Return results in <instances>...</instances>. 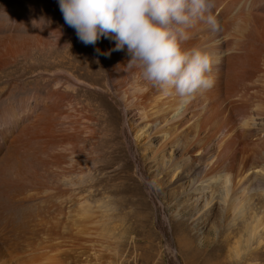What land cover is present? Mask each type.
I'll use <instances>...</instances> for the list:
<instances>
[{
  "label": "rangeland",
  "instance_id": "374dc122",
  "mask_svg": "<svg viewBox=\"0 0 264 264\" xmlns=\"http://www.w3.org/2000/svg\"><path fill=\"white\" fill-rule=\"evenodd\" d=\"M216 1L213 16L214 10L219 13L217 8H233L216 21L218 27L200 21L204 35L197 34L198 44L223 36L230 58L237 52L238 59L234 57L232 62L236 68L243 67L246 55L259 53L262 58L254 68H248L250 63L244 65L249 72H243L245 76L242 74L232 89L220 80L227 66L223 65V70L213 67L211 74H218L222 86L215 83L197 94L191 100L192 109L173 131L168 123L176 105H184L180 99L156 91L135 66L119 72L128 75L118 79L109 73L104 61L101 68L85 64L78 53L92 54L101 45L100 39L95 45L83 44L75 30L65 24L58 0H0V116L4 117L0 120V264H14L40 251L43 257L39 264H264V181L257 175L264 166V43L257 47L262 40L251 38L253 31L245 33L246 29L254 30L252 19L255 22L264 17V0H254L256 6L251 10L241 5V0ZM245 11L250 13L246 21L249 28L244 17L237 18ZM237 25L247 37L239 33L244 37L236 39ZM233 27L235 33H231ZM250 38L256 44L254 52L246 46ZM202 43L196 46L205 48ZM233 44L238 51H233ZM114 48L115 42L108 45L117 52ZM246 73H253L256 79L252 75L244 79ZM123 79H127V87L125 81L122 87L118 82V86L113 84ZM114 89L124 92L121 90L119 96ZM154 95H159L160 105ZM162 97L166 104L170 101L168 106ZM192 101L198 104L195 108ZM208 109L215 114L211 116ZM8 115V124H4ZM163 119L169 120L167 124ZM228 139H237V149L242 148L231 160L221 157ZM124 142L131 148L127 150ZM254 145L257 150L263 147L261 155ZM208 162L215 164V171ZM209 170L215 172L213 176ZM225 172L234 176L235 183L226 199L222 181ZM244 172L248 175L240 178ZM203 176L205 191L198 186Z\"/></svg>",
  "mask_w": 264,
  "mask_h": 264
},
{
  "label": "clouds",
  "instance_id": "9594fccd",
  "mask_svg": "<svg viewBox=\"0 0 264 264\" xmlns=\"http://www.w3.org/2000/svg\"><path fill=\"white\" fill-rule=\"evenodd\" d=\"M58 4L65 24L83 44L95 45L101 37L114 39L113 50L126 47L129 66L165 95L188 104L214 85L213 55L182 44L199 21L216 27L211 14L215 0H58Z\"/></svg>",
  "mask_w": 264,
  "mask_h": 264
},
{
  "label": "bare ground",
  "instance_id": "6f19581e",
  "mask_svg": "<svg viewBox=\"0 0 264 264\" xmlns=\"http://www.w3.org/2000/svg\"><path fill=\"white\" fill-rule=\"evenodd\" d=\"M218 1V0H217ZM216 1V2H217ZM228 1V0H227ZM231 2V1H230ZM230 2H228L227 4H229ZM232 2H233V0H232ZM247 2V3H246ZM246 2L244 1V0H241V2L239 1V3L241 4V5H245L246 6V8L248 9V10H251V8H252V6H256L255 5V3H253L254 2V0H246ZM237 3V2H236ZM249 3V4H248ZM258 3V2H257ZM262 3V2H261ZM235 4V3H234ZM239 4V6H241ZM224 5H226V4H223V6ZM233 5V4H232ZM236 5V4H235ZM216 6V5H215ZM222 6V7H223ZM234 6V5H233ZM244 6V7H245ZM233 7L230 5H226L225 6V9H223L222 11H221V8H217V9H219V13H217V10L215 11L214 10V18H215V20L216 21H219L221 18H222V14H224L225 15V13L229 10V9H232ZM258 8V7H257ZM235 9H236V7H235ZM234 9V10H235ZM237 9H238V7H237ZM241 9H243V6H242V8ZM227 10V11H226ZM263 10V9H262ZM239 11H241V10H239ZM246 12V11H245ZM262 12V11H261ZM232 13V12H231ZM237 13V12H236ZM244 12H242V14H240V17L239 16H237V18L238 19H240V18H243V22L245 23V24H247L248 25V22H246L247 21V15H249L250 13L249 12H246L245 14H243ZM207 15V14H206ZM224 19V18H223ZM249 19V18H248ZM233 20V18L231 19V21ZM242 20V19H241ZM250 20V19H249ZM229 21H230V19H229ZM230 21V22H231ZM251 21V20H250ZM242 22V21H241ZM232 23H233V21H232ZM231 23V24H232ZM240 23V22H239ZM239 23H237L238 25H240ZM250 23H252V25L254 26V27H251V28H253L254 30H251V29H249V30H247L246 29V31H245V33L247 34V32L248 31H253L254 32V34H251V33H249V34H251L253 37H251V35H250V37L251 38H256V39H258V42L259 41H261L262 42V44H259L258 43V45H257V47H259V46H261V45H263V43H264V39H263V35H264V17H259L258 19H255V22L253 21V19H252V21L250 22ZM249 23V24H250ZM219 24V23H218ZM217 24V25H218ZM220 24H222V23H220ZM238 25H237V30H235V32H236V34H239V33H241L238 29L240 28V27H238ZM202 26H203V23H202ZM208 26V25H207ZM219 26V25H218ZM218 26H216V27H218ZM224 26V25H223ZM233 26H235V25H233ZM211 27V26H210ZM243 27V26H242ZM250 27V25H248V28ZM227 28V27H226ZM245 28V27H244ZM203 29V28H202ZM202 29H201V22L199 21L193 28H191V29H189L188 30V33H189V35H188V38L185 40V41H183V44H182V46L184 47V48H193V47H195V48H200V43H202V42H199V44H198V42H197V34L198 35H204V30L202 31ZM220 29V28H219ZM218 29V31H220ZM224 29V28H223ZM232 30H231V33H233L234 32V30L233 29H235L234 27L233 28H231ZM243 29V28H242ZM241 30V29H240ZM208 31H209V29H208ZM233 31V32H232ZM242 31V30H241ZM211 32V31H210ZM217 32V31H216ZM224 32V31H223ZM226 32V31H225ZM224 32V33H225ZM234 32V33H235ZM214 33V32H213ZM212 33V34H213ZM221 33V32H220ZM261 33L263 34V35H261ZM207 34H209V33H207L206 32V38H207ZM211 34V33H210ZM214 34H216V33H214ZM235 34V37L237 36ZM242 34V33H241ZM220 35V34H219ZM232 35V34H231ZM240 35V34H239ZM238 35V37L236 38V39H239L242 35H244L245 36V34H244V32H243V34L242 35H240L239 36ZM255 35V36H254ZM230 36V35H229ZM244 36H242V37H244ZM249 36V35H248ZM203 37V36H202ZM202 37H201V39H202ZM210 37H212V36H210ZM223 37V36H222ZM222 37H221V39H219L217 36L215 37H212V38H208L207 40H206V42L205 43H202V44H206V47L205 48H201L202 50H205V51H208L209 53H211L212 55H213V57H214V64H213V67H216V68H219V67H223V65L224 66H227V72L226 73H223V71L222 72H220V74H222V77L220 78V80L222 81V79L225 81L224 83L226 84V87H228L229 89H232L236 84H238L239 83V81H240V79L242 78L241 76H242V74H244L245 72H249V70L247 69L246 71H245V69L247 68V66L246 67H244V65L245 64H248V63H250V64H248V68H249V65H253V68H254V65L257 63V62H259L260 61V57L261 56H259V53L258 54H256V55H250L249 54V51H248V49H247V52H248V55H250V56H245V58L247 57V60H245V58H244V60L246 61H244V63L242 64L243 65V67H241V68H236L235 67V59H236V57L238 56L237 55V52H236V54L235 53H233L232 52V49H233V51H234V48H235V51L237 50L238 51V49H236V47H234V44H233V48H232V44L231 45H229V46H231V48L232 49H229V50H231L229 53H230V55L232 54V55H236V56H233L232 58H230V56H229V54H228V51L224 48L225 46H224V41H223V39H222ZM232 37V36H231ZM242 37L240 38V40L242 39ZM245 37H247V36H245ZM198 38H199V36H198ZM205 38V37H204ZM203 38V39H204ZM251 38H250V40H248V41H246L247 42V44H246V46L247 45H249L251 48H253V45H254V47H255V43L253 42V40L251 41ZM201 39H198V40H200L201 41ZM233 39H235L234 37H233ZM243 39H245V38H243ZM77 40V39H76ZM240 40L238 41V42H240ZM196 41V42H195ZM234 41H236V40H234ZM251 41V42H250ZM113 42H115V40L114 39H111V38H105V37H101L100 38V43H101V45L97 48V49H99L100 51L99 52H97V49H94V51H93V53L92 54H89V55H84V56H82V54H79L78 53V55L77 56H80L81 57V59H82V61L83 62H85V64H90V65H97L98 67H100L101 68V62L102 61H104L103 63H105V65H106V67H107V69H109V73H111L113 76L114 75H116V77H118V79H120L121 77L123 78V77H125V76H127L128 74V72L126 73L127 75H121L119 72H121V71H125L127 68L126 67H128L129 66V64H128V61H129V59H130V55L128 54V52H127V49H126V47H125V49L121 52H112V50H110V49H108V45L110 44V43H112L113 44ZM204 42V41H203ZM227 42V41H226ZM231 42H233V41H231ZM230 42V43H231ZM237 42V43H238ZM251 43L252 44V42H253V44L252 45H250L249 43ZM109 43V44H108ZM196 43V44H195ZM241 43V42H240ZM240 43L239 44H237V45H240ZM77 45V44H76ZM196 45H200L199 47H197ZM236 45V46H237ZM82 46V45H81ZM112 46V45H111ZM110 47V46H109ZM202 47H203V45H202ZM240 47V46H239ZM79 48H81V47H79ZM229 48V47H228ZM227 48V49H228ZM247 48H249L248 46H247ZM260 48V47H259ZM262 48V47H261ZM250 49V48H249ZM91 50V49H90ZM251 51H252V49H250ZM254 50H256L255 48H253V52H254ZM234 51V52H235ZM264 51V50H263ZM239 52H240V49H239ZM247 52H245L246 54H247ZM253 52H251L252 54H253ZM259 52V51H258ZM104 53H110V55H105ZM231 55V56H232ZM240 55V54H239ZM261 55V54H260ZM235 57V59H233ZM262 58V57H261ZM230 59H232V60H230ZM237 59H238V57H237ZM259 60V61H258ZM234 61V63H232ZM264 62V58H263V60H261V62ZM232 64H233V66H232ZM259 64V63H258ZM264 64V63H263ZM262 65V64H261ZM263 66V65H262ZM250 67H252V66H250ZM256 67H257V65H256ZM215 68V69H216ZM252 68V69H253ZM99 69V68H98ZM118 69V73H119V75L117 76V74H114L115 73V71ZM130 69V68H129ZM132 69V68H131ZM226 69V68H225ZM258 70H259V68H257ZM264 69V68H263ZM222 70H223V68H222ZM244 70V71H243ZM128 71V70H127ZM131 71H133V70H131ZM131 71H129V74H130V72ZM217 71V70H216ZM215 71V72H216ZM220 71V70H219ZM225 71V70H224ZM254 71V69L252 70V72ZM260 71H262V70H260ZM126 72V71H125ZM134 72H136V71H134ZM215 72H214V74H215ZM244 72V73H243ZM218 72H216V74H217ZM261 73V72H260ZM111 74H110V76H111ZM137 74V73H136ZM212 74H213V72H212ZM211 74V75H212ZM133 75V74H132ZM248 75V73H246V77L244 78V79H246L247 77H251L250 75H252V77L254 76L253 75V73H251V74H249V76H247ZM261 75V74H260ZM263 75V74H262ZM109 76V77H110ZM121 76V77H120ZM138 76H140V75H137V77ZM213 76V75H212ZM244 76H245V74H244ZM98 77V76H97ZM120 77V78H119ZM126 78V77H125ZM129 78H130V75H129ZM133 78H135V77H133ZM213 78H214V84L216 83L217 85L216 86H218L219 85V88H220V85L222 86V83H221V81L219 80V77H218V74L216 75V77L215 76H213ZM261 78H264L263 76L261 77ZM111 79H112V77H111ZM110 79V80H111ZM131 79V78H130ZM141 79V78H140ZM249 79H251V78H249ZM248 78H247V80H249ZM253 79H256V78H254L253 77ZM114 80V79H113ZM122 80V79H121ZM127 80V79H126ZM126 80L125 79H123V81H121V82H119V81H116V82H114L113 81V84L114 83H116L115 85H117V82H118V84L120 85V87H122L123 86V84L126 82ZM133 80V79H132ZM243 80V79H242ZM247 80H243V81H245V83H248V82H246ZM264 80V79H263ZM125 81V82H124ZM136 81H138V80H136ZM136 81H134L135 83H136ZM143 81V80H142ZM219 81V82H218ZM123 82V83H122ZM128 82V81H127ZM127 82L125 83L126 84V86H124V87H127ZM130 82V81H129ZM133 81H132V83H134ZM242 82V81H241ZM252 82V81H251ZM256 82H257V80H256ZM132 83H131V85H132ZM144 83V82H143ZM245 83H243V84H245ZM254 83V82H253ZM131 85H129V86H131ZM138 85H141V84H139L138 83ZM145 85V84H144ZM248 85V84H247ZM118 86V85H117ZM116 86V87H117ZM148 86V85H147ZM216 86H214V87H216ZM237 86V85H236ZM241 86V85H240ZM249 86V85H248ZM115 87V88H116ZM119 87V88H120ZM144 86H142V88H143ZM150 87V86H149ZM153 87V86H152ZM225 87V88H226ZM245 87H246V85H245ZM146 88V87H145ZM148 88V87H147ZM146 88V89H147ZM151 88V87H150ZM218 88V87H217ZM223 88H224V86H223ZM228 88L226 89V90H228ZM239 88V87H238ZM241 88H242V86H241ZM241 88H240V90H241ZM118 89V88H117ZM123 89V88H122ZM121 89V90H122ZM135 89V88H134ZM140 88H138V90H139ZM146 89H145V91H146ZM237 89V88H236ZM246 89V88H245ZM250 89V88H249ZM114 90H116V89H114ZM121 90H120V92L118 91V90H116V93L118 92L119 94H117V95H119L120 96V93H121ZM124 90V89H123ZM122 90V91H123ZM136 90H137V88H136ZM148 90V89H147ZM159 89H157L156 91H158ZM225 90V89H224ZM233 90H235V89H233ZM239 90V91H240ZM140 92H142L143 90H139ZM138 91V93H140ZM150 91V90H149ZM229 91V90H228ZM237 91V90H236ZM247 91H249L248 89H246V91L245 92H247ZM124 92V91H123ZM153 92H154V90H153ZM227 92V91H226ZM235 92V91H234ZM136 93V95H137V92H135ZM135 93H133L134 95H135ZM143 93H144V91H143ZM145 93H147V92H145ZM152 93V92H151ZM155 93V92H154ZM160 93V92H159ZM161 93H162V91H161ZM205 93V92H204ZM231 93V92H230ZM233 93V92H232ZM237 93V92H236ZM123 94V93H122ZM121 94V95H122ZM148 94V93H147ZM199 94V93H198ZM220 94V93H219ZM227 94V93H226ZM225 94V95H226ZM247 94H250V93H248L247 92ZM49 95H51V94H49ZM127 95V94H126ZM125 95V96H126ZM138 95H140V97H141V94H138ZM150 95V94H149ZM202 95L204 96V94L202 93ZM221 95V94H220ZM253 95V94H252ZM127 96H129V95H127ZM126 96V97H127ZM142 96L144 97V95L142 94ZM156 98H158L157 100H155V101H157L158 103L157 104H159V95H158V97L156 96V95H154ZM153 96V97H154ZM172 96V95H171ZM174 96V95H173ZM172 96V97H173ZM200 96V95H199ZM211 96V95H210ZM212 96H214V95H212ZM227 96V95H226ZM228 96H230V95H228ZM232 96H233V94H232ZM244 96V95H243ZM246 96V95H245ZM249 96V95H248ZM138 98H140L139 96H137ZM196 97V96H195ZM220 97V96H219ZM54 98V97H53ZM124 98V97H123ZM147 98V96H146V94H145V99ZM150 98V97H149ZM163 99H164V97H162ZM161 98V100L163 101V99ZM209 98V97H208ZM218 98V97H217ZM216 98V99H217ZM226 98H229V97H226ZM241 98V97H240ZM246 98V97H245ZM130 99H133V98H130ZM148 99V98H147ZM173 99H174V97H173ZM175 99H176V97H175ZM178 99V98H177ZM224 99V98H223ZM239 99V98H238ZM242 99V98H241ZM250 99V98H249ZM122 100V99H121ZM135 100H137V101H139L140 99H135ZM134 100V101H135ZM179 100V99H178ZM196 100H197V98H196ZM207 100V99H206ZM206 100H205V102H206ZM227 100V99H226ZM225 100V101H226ZM245 100V99H244ZM132 103H136V102H134V101H132V100H130ZM148 101H149V99H148ZM148 101H147V103H148ZM150 101H152V100H150ZM154 101V102H155ZM167 101V100H166ZM195 101V100H194ZM194 101H192L193 103V107H194ZM199 101V100H198ZM218 101V100H217ZM123 102V101H122ZM126 102V101H125ZM127 102H128V99H127ZM140 102H141V100H140ZM161 102V101H160ZM164 102H165V99H164ZM170 102V101H169ZM169 102H167V104L169 103ZM174 102V101H173ZM197 102V101H196ZM227 102V101H226ZM54 103V102H53ZM143 103H146V101H144ZM175 103V102H174ZM191 103V102H190ZM190 103H188V104H184L183 106H181V105H179V104H177L176 105V107H175V111H174V113L172 112V110H173V108L172 107H170L172 110H168V111H171L172 112V114H173V116H171V119H170V121L169 120H167V121H169V127L172 129V128H176V127H180V124H181V122H182V120H183V118L189 113V111H190V109H192V108H190L189 106H190ZM214 103V102H213ZM230 103H234V102H230ZM130 104V103H129ZM151 104H153V103H151ZM154 104H156V103H154ZM166 104V102H165V105H167ZM171 104V103H170ZM225 104V103H224ZM236 104V103H235ZM241 104V103H240ZM239 104V105H240ZM264 104V103H263ZM54 105V104H53ZM138 104H136V106H137ZM140 105H142V104H140ZM147 105V104H146ZM160 105V104H159ZM164 105V106H165ZM198 105V104H197ZM196 104H195V106H197ZM203 105V104H202ZM210 105L211 104H209L208 105V107L210 108ZM227 105H228V102H227ZM232 105V104H231ZM135 106V107H136ZM164 106H163V104H162V106H160V107H163L164 108ZM168 106V105H167ZM200 106V105H199ZM215 106V105H214ZM224 106V105H223ZM243 106H245V103L243 104ZM242 106V107H243ZM138 107V106H137ZM141 107H143V106H141ZM207 107V106H206ZM226 107H228V106H226ZM132 108V107H131ZM139 108V107H138ZM144 108H146V107H144ZM154 108V107H153ZM166 108V107H165ZM195 108V107H194ZM225 108V107H224ZM224 108H223V112L225 111L224 110ZM233 109L234 108H236L235 107V105L233 104V107H232ZM238 108V107H237ZM135 109V108H134ZM137 109V108H136ZM143 109V108H142ZM169 109V108H168ZM231 109V108H230ZM133 110V109H132ZM139 110V109H138ZM141 110V109H140ZM156 110V109H155ZM165 110H167V109H165ZM209 110V109H208ZM1 111H2V109H1ZM10 111H12V110H10ZM24 111H27V108H25L24 109ZM55 111V110H54ZM142 111V110H141ZM145 111V110H144ZM143 111V112H144ZM157 111V110H156ZM161 111V110H160ZM163 111H164V109H163ZM168 111H165L166 112V114H167V112ZM192 111V110H191ZM210 111H212V110H209V112ZM236 111V110H235ZM147 112H148V110H147ZM164 112V113H165ZM215 112V111H214ZM222 112V113H223ZM158 113H159V115H160V112L158 111ZM164 113L162 112V114L164 115ZM170 113V112H169ZM169 113H168V116H169ZM211 113H213V111L212 112H210V115H211ZM216 113H217V111H216ZM238 113V112H237ZM139 114H141V112H139ZM144 114V113H143ZM153 114V113H152ZM157 113H154V115H153V117H155V115H156ZM165 114V115H166ZM172 114H170V115H172ZM213 114H215V113H213ZM212 114V115H213ZM129 115V114H128ZM158 115V116H159ZM164 115V116H165ZM211 115V116H212ZM235 115V114H234ZM239 115V114H238ZM237 115V116H238ZM144 116H146V115H144ZM143 116V117H144ZM149 116V115H148ZM167 116V117H168ZM192 116V115H191ZM215 116L216 115H214V118H215ZM84 117H86V116H84ZM140 117H142V116H140ZM150 117V116H149ZM151 117H152V115H151ZM160 117H162V115L160 116ZM218 117H219V115H218ZM9 115L7 116V118H6V120L3 122L4 124H8V121H9ZM89 118H91V117H89ZM170 118V116L168 117V119ZM206 118V117H205ZM226 118V117H225ZM4 119V117L1 115L0 116V120L2 121ZM187 119V118H186ZM185 119V120H186ZM207 119V118H206ZM86 120V119H85ZM151 120H152V118H151ZM164 120V119H163ZM163 120H162V123H166V120H164V122H163ZM211 120H213L214 121V119H211ZM215 120H218V118L216 117L215 118ZM244 120V119H243ZM1 121H0V123H1ZM147 121V120H146ZM153 121H155V123H158V122H156L157 120H154L153 119ZM202 121V120H201ZM206 121V120H205ZM226 121V120H225ZM224 121V122H225ZM228 121V120H227ZM226 121V122H227ZM232 121V120H231ZM152 122V121H151ZM185 122V121H184ZM183 122V123H184ZM207 122V121H206ZM209 122V121H208ZM217 122V121H216ZM252 122V121H251ZM101 123V122H100ZM153 123V122H152ZM197 123V122H196ZM214 123V122H213ZM235 123V122H234ZM245 123V122H244ZM160 124V123H159ZM167 124V123H166ZM187 124V123H186ZM193 124V123H192ZM201 124V123H200ZM208 124V123H207ZM216 124H218V123H216ZM225 124V123H224ZM232 124V123H231ZM249 124V123H248ZM161 125V124H160ZM194 125V124H193ZM226 125V124H225ZM224 125V126H225ZM157 126L158 127H160L158 124H157ZM163 126H164V124H163ZM162 126V127H163ZM188 126V125H187ZM218 127H219V125H217ZM217 126H216V128H217ZM90 127V126H89ZM154 127V126H153ZM161 127V128H162ZM182 127H184L183 125H182ZM227 127V126H226ZM225 127V128H226ZM232 127V126H231ZM233 127H235V126H233ZM54 128H55V126H54ZM65 128V127H64ZM91 128V127H90ZM156 128V127H155ZM191 129H192V127H190ZM206 128V127H205ZM224 128V129H225ZM29 129V128H28ZM60 129V128H59ZM92 129V128H91ZM188 129V128H187ZM190 129V130H191ZM217 129H219V128H217ZM216 129V130H217ZM242 129V128H241ZM54 130V129H53ZM65 130H67L66 128H65ZM93 130V129H92ZM152 130H153V128H152ZM151 130V131H152ZM155 130V129H154ZM162 131H163V129H161ZM168 130V129H167ZM166 130V131H167ZM173 131H174V129H172ZM176 130H178V129H176ZM180 130V129H179ZM178 130V131H179ZM199 130H201V128L199 129ZM235 130V129H234ZM59 131V130H58ZM94 131L95 130H93V133H94ZM165 131V130H164ZM184 131H186V129L184 130ZM194 131H197V130H194ZM207 131V130H206ZM220 131H221V129H220ZM231 131V130H230ZM229 131V132H230ZM52 132V131H51ZM56 132V131H55ZM193 132V131H192ZM202 132V131H201ZM235 132V131H234ZM242 132V131H241ZM53 133V132H52ZM96 133V132H95ZM156 133V132H155ZM154 133V134H155ZM166 133V132H165ZM171 133H172V131H171ZM175 133H176V131H175ZM182 133H184L183 131H182ZM182 133H181V135H182ZM233 133V132H232ZM242 133H244V132H242ZM153 134V133H152ZM158 134V133H157ZM166 134H168V131H167V133ZM185 134V133H184ZM190 134V133H189ZM196 134H198V133H196ZM224 134V133H223ZM229 134V133H228ZM228 134H226V135H228ZM57 135H60V134H57ZM94 135H96V134H94ZM161 135H162V133H161ZM200 135V134H199ZM211 135V134H210ZM225 135V134H224ZM239 135H241V133L239 134ZM244 135H246V134H244ZM55 136V135H54ZM65 136H66V134H65ZM68 136V135H67ZM92 136V135H91ZM90 136V137H91ZM167 136V135H166ZM171 136V138H172V140H174L173 139V133L170 135ZM176 136V135H175ZM194 136H195V134H194ZM193 135H192V137H191V139L194 137ZM229 136V135H228ZM234 136V135H233ZM236 136V135H235ZM69 137V136H68ZM94 137H96V136H94ZM149 137V136H148ZM157 137H160V136H157ZM165 137V136H164ZM202 137V136H201ZM212 137V136H211ZM226 137V136H225ZM224 137V138H225ZM239 137H241V136H239ZM242 137H243V135H242ZM240 138L241 140H244L243 138ZM42 138V137H41ZM58 138H59V136H58ZM92 138V137H91ZM99 138V137H98ZM166 138V137H165ZM168 138V137H167ZM231 138H234V137H231ZM51 139V138H50ZM95 139V138H94ZM97 139V138H96ZM170 139V138H169ZM197 139V138H196ZM195 138H194V141L196 140ZM198 139H199V136H198ZM217 139V138H216ZM226 139V138H225ZM239 139V138H238ZM42 140V139H41ZM56 140V139H55ZM59 140V139H58ZM100 140V139H99ZM150 140V139H149ZM177 140H178V138H177ZM180 140V139H179ZM199 140H202V139H199ZM199 140H198V144L200 145V143H199ZM237 140V139H236ZM236 140H234V139H228V141L227 142H225L226 143V145H224V148L222 149L221 147V149H222V153H221V157L222 158H224V159H230L231 157H233L234 155H236L235 153H241V152H239L240 150H242V148H240L239 150L237 149V148H239V147H237V146H240L239 144L236 146L235 145V141ZM52 141V140H51ZM64 141V140H63ZM151 141V140H150ZM190 141H192V142H194L193 140H190ZM190 141H188V143L190 142ZM223 141V140H222ZM54 143L55 142H57V141H53ZM91 142H93V141H91ZM151 142H153V141H151ZM238 142V141H237ZM240 142V141H239ZM247 142V141H246ZM260 142V141H259ZM259 142H257V143H259ZM90 143V142H89ZM94 143V142H93ZM99 143V142H98ZM166 143V142H165ZM191 143V142H190ZM190 143H189V145H190ZM249 143H251V144H253L254 142H248L247 144H249ZM52 144V143H51ZM153 144V143H152ZM152 144H150V146L152 145ZM187 144V143H186ZM197 144V145H198ZM217 145H218V143H216ZM223 144V143H222ZM246 144V143H245ZM246 144V145H247ZM254 144H256V143H254ZM264 144V143H263ZM55 145V144H54ZM54 145H52V146H54ZM101 145V144H100ZM124 145H125V148L128 150V149H130L131 148V146H129L128 144H127V142L125 143L124 142ZM128 145V146H127ZM166 145H167V143H166ZM189 145L187 146V147H189ZM250 145V144H249ZM249 145H247V146H249ZM259 146H262V145H260V144H258ZM52 146H51V148H52ZM56 146V145H55ZM54 146V148H56ZM146 146V145H145ZM172 146V145H171ZM191 146V145H190ZM193 146H194V144H193ZM243 146V145H242ZM255 146V149H256V145H254ZM149 147V146H148ZM244 147H245V145H244ZM250 147V146H249ZM54 148H52V150L54 151ZM158 148H160V147H158ZM164 148H166L165 146H164ZM199 147L197 146V148H195V149H198ZM251 148V147H250ZM261 148H263V147H260L256 152H258L259 153V151L261 150ZM167 149V148H166ZM166 149H165V151H166ZM190 149H194L193 147L192 148H190ZM190 149H187V150H190ZM252 149H253V146H252ZM47 150V149H46ZM46 150H44V152L46 151ZM163 150V149H162ZM200 150V149H199ZM130 151V150H129ZM160 151V150H159ZM159 151H157V152H159ZM185 151V150H184ZM47 152H49V150H47ZM245 152H246V149H245ZM261 152V151H260ZM50 153H51V151H50ZM161 153H163V152H161ZM193 153H195V151L193 152ZM197 153V152H196ZM45 154H49V153H46L45 152ZM186 154H187V152H186ZM190 154V153H189ZM188 154V155H189ZM192 154V153H191ZM190 154V155H191ZM245 154V153H244ZM254 153H252V155H253ZM260 154V153H259ZM52 155V154H51ZM54 155V154H53ZM139 155V154H138ZM255 155H257V153L256 154H254V156ZM261 155V154H260ZM50 156V155H49ZM143 156V155H142ZM185 156V155H184ZM192 157H194L193 155H191ZM190 156V157H191ZM239 156V155H238ZM238 156H237V158H238ZM244 156V155H243ZM247 156V155H246ZM253 156V157H254ZM138 157V156H137ZM137 157H136V159H137ZM144 157V156H143ZM182 157H183V155H182ZM185 157H187V156H185ZM209 157H210V155H209ZM250 157H251V153H250ZM262 157V156H261ZM163 158H164V156H163ZM213 158V157H212ZM215 158V157H214ZM218 158V157H217ZM236 158V157H235ZM242 158V157H241ZM256 158H258V155L256 156ZM210 159V158H209ZM216 159V158H215ZM247 159V158H246ZM245 159V160H246ZM249 159V158H248ZM261 159V158H260ZM138 160V159H137ZM231 160V159H230ZM236 160H238V159H235V160H233V161H236ZM244 160V159H243ZM255 160V159H254ZM257 160V159H256ZM139 161V160H138ZM160 161V160H159ZM163 161V160H162ZM207 161H210V160H208L207 159ZM221 162V161H220ZM227 162H229V161H227ZM255 162V161H254ZM159 163V162H158ZM209 163V162H208ZM207 163V164H208ZM210 163H212L213 164V162H210ZM209 163V164H210ZM217 164L219 163V162H216ZM226 163V162H225ZM231 163V162H230ZM160 164V163H159ZM215 164H213L212 165V167H213V170L215 171V166H214ZM228 165V164H227ZM160 166V165H159ZM209 166V165H208ZM220 166V165H219ZM219 166H217L218 168L217 169H219ZM210 167V166H209ZM231 168H233V166L231 167ZM206 169V168H205ZM229 169V168H228ZM253 169V168H252ZM256 169V168H255ZM259 169V168H258ZM206 170H208V169H206ZM225 170V169H224ZM250 170V169H249ZM210 172H211V174L213 173H215V172H212L211 170H209ZM220 171V170H219ZM232 172V171H231ZM236 172V171H235ZM249 172V171H248ZM166 173V172H165ZM168 174V173H167ZM200 174H202V173H200ZM213 174H212V176H213ZM203 175H205V173L203 174ZM248 174L246 173V172H244L242 175H240V178H246V176H247ZM257 175H259L258 176V178H259V180H263L264 181V166H261L260 167V170H259V172H257ZM209 175H206V178L208 177ZM220 176H221V174H220ZM224 176V179L222 180L223 181V187H224V189H225V199H226V197L230 194V192H231V186L234 184L235 185V183H233L234 182V176L232 175V174H230V173H226L225 172V174L223 175ZM239 176V175H238ZM206 178H204V176L201 178V182H200V184L201 183H204V181H206ZM220 178V177H219ZM222 178V177H221ZM212 179V178H211ZM237 179V178H236ZM238 180L239 179H237V182H238ZM242 180V179H241ZM239 182H240V180H239ZM239 182H238V184H239ZM222 183V182H221ZM232 184V185H231ZM237 184V183H236ZM199 187H203V184H201V185H198ZM197 186V187H198ZM196 187V188H197ZM223 189V190H224ZM202 191H205V189L204 188H202ZM201 192V191H200ZM231 196H233V195H231ZM232 198H234V197H232ZM232 200V199H231ZM226 201V200H225ZM227 202V201H226ZM233 202V201H232ZM254 230H255V228H254ZM33 235V234H32ZM252 236V235H251ZM41 243V242H40ZM28 245V244H27ZM37 245V244H36ZM47 245H49V244H47ZM52 246V245H51ZM23 247V246H22ZM29 247V246H28ZM33 247V246H32ZM23 248H25V247H23ZM23 248H21V249H23ZM27 248V247H26ZM25 248V249H26ZM38 248V247H37ZM43 248V247H42ZM41 248V249H42ZM31 249V248H30ZM39 249V248H38ZM48 249V248H47ZM40 250V249H39ZM34 252H35V250H33ZM32 251V252H33ZM36 251H38V250H36ZM42 251H43V249H42ZM45 251V250H44ZM29 252V251H28ZM41 252V251H40ZM40 252H38V253H40ZM31 253V252H30ZM38 253H32L31 255L29 254L27 257H25V258H19V259H17V261H16V263L14 262V264H39L40 262V260H42V254L40 255V254H38ZM42 253H45V252H42ZM240 253V252H239ZM20 255H21V253H19ZM24 255V254H23ZM44 255V254H43ZM16 257V256H15ZM17 258V257H16Z\"/></svg>",
  "mask_w": 264,
  "mask_h": 264
}]
</instances>
